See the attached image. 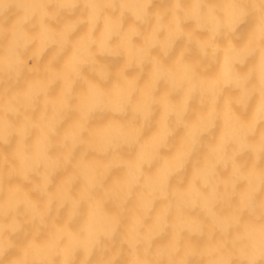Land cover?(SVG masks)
Listing matches in <instances>:
<instances>
[{
  "label": "clouds",
  "instance_id": "clouds-1",
  "mask_svg": "<svg viewBox=\"0 0 264 264\" xmlns=\"http://www.w3.org/2000/svg\"><path fill=\"white\" fill-rule=\"evenodd\" d=\"M154 2L0 0V264H264V0Z\"/></svg>",
  "mask_w": 264,
  "mask_h": 264
},
{
  "label": "bare ground",
  "instance_id": "bare-ground-1",
  "mask_svg": "<svg viewBox=\"0 0 264 264\" xmlns=\"http://www.w3.org/2000/svg\"><path fill=\"white\" fill-rule=\"evenodd\" d=\"M157 6H162V5H159L158 4V0H155V2L153 4V7H157ZM250 24H251V21H249L245 25H242L241 26V29L239 30L241 32V39H243V36H244V34H246V31H247L248 27H250ZM236 42L239 43L240 41H236ZM119 62H120L119 60L113 61L114 66L116 64H118ZM177 135H179V132L177 133ZM5 150L7 151L8 150V147H6Z\"/></svg>",
  "mask_w": 264,
  "mask_h": 264
}]
</instances>
